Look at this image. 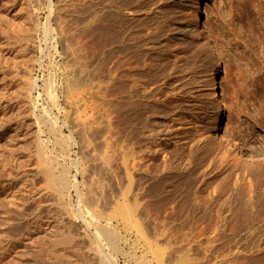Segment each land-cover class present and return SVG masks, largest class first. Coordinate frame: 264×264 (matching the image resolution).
<instances>
[{
	"label": "rangeland",
	"instance_id": "obj_1",
	"mask_svg": "<svg viewBox=\"0 0 264 264\" xmlns=\"http://www.w3.org/2000/svg\"><path fill=\"white\" fill-rule=\"evenodd\" d=\"M194 1L0 0V264H100L101 244L117 264H159L153 247L162 264H215L219 209L251 221L241 234L263 263L264 0H208L205 19L225 130L256 164L213 133L215 61L185 31ZM122 185L167 221L115 215Z\"/></svg>",
	"mask_w": 264,
	"mask_h": 264
},
{
	"label": "bare ground",
	"instance_id": "obj_2",
	"mask_svg": "<svg viewBox=\"0 0 264 264\" xmlns=\"http://www.w3.org/2000/svg\"><path fill=\"white\" fill-rule=\"evenodd\" d=\"M208 0H195V9H194V17L185 27V31L189 30V38L192 41L203 40L204 45L206 46L208 56L215 61L214 71L212 73V82L209 88V98L212 100L215 111L216 118L212 125L213 133L216 135V138L223 143L225 148V154H233V156L237 159H241L243 162L249 164H256L259 160V154L255 153L251 148L247 145L239 144L232 140V138L227 134L225 130L226 120L224 118L225 111V103H226V75L223 73L222 66H220L216 49L211 43L209 37L206 35L205 31V19L207 12V2ZM46 34L51 36L52 27L51 24H48L46 27ZM74 85L78 84V81L75 79L73 81ZM125 103V102H124ZM123 102H120L119 107V135L124 142V135L126 133L125 128V106ZM127 115V114H126ZM121 123V124H120ZM124 127H121V126ZM62 128V127H61ZM62 135L65 133L60 131ZM123 149V146H122ZM98 156L104 159V162H108L107 155L103 154L102 149L100 150ZM120 162L119 166L122 171L124 166L126 165V154L125 151H121L120 153ZM67 184V180L65 176L62 174L59 177V181L56 184ZM118 202L116 203L114 214L120 216L124 221H167V219L162 220L161 216L155 215L149 208H142L139 198H135V194L132 196L129 195V190L125 185H122L117 192ZM220 213V209L218 212L217 221L215 223L216 229V238L215 241L220 242L214 245L210 250L215 255V264H260V262L254 258L253 255H248L253 249L254 239L250 237L249 240L247 237L242 235L241 233L244 230H251L250 224L251 221H224L223 217ZM110 215V214H109ZM95 216H100L99 212L95 213ZM95 217V218H96ZM99 221H96L94 225H98ZM97 237L100 238H108L110 243H113L116 239L114 232L101 225L97 226L95 231ZM203 234V233H202ZM244 240L246 243H244ZM243 246L244 250L237 251L240 247ZM153 251L155 257L161 263L160 251L158 248L153 247ZM259 251L262 253L264 250L259 248ZM101 263L100 264H117L115 258L112 254L101 244ZM242 253V255H241ZM253 257V261L251 258ZM262 258V257H258ZM256 262V263H255ZM261 264H264V260L262 259Z\"/></svg>",
	"mask_w": 264,
	"mask_h": 264
}]
</instances>
